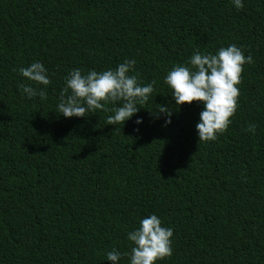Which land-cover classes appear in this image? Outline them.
<instances>
[{
    "label": "trees",
    "instance_id": "16d2710c",
    "mask_svg": "<svg viewBox=\"0 0 264 264\" xmlns=\"http://www.w3.org/2000/svg\"><path fill=\"white\" fill-rule=\"evenodd\" d=\"M242 2L0 0V264H113V249L130 264L127 234L152 214L174 230L156 264H264V0ZM232 44L254 62L228 129L202 142L204 104L176 105L165 77L196 50ZM125 59L155 91L124 124H106L122 102L58 113L73 69ZM37 61L46 87L19 72Z\"/></svg>",
    "mask_w": 264,
    "mask_h": 264
},
{
    "label": "clouds",
    "instance_id": "9594fccd",
    "mask_svg": "<svg viewBox=\"0 0 264 264\" xmlns=\"http://www.w3.org/2000/svg\"><path fill=\"white\" fill-rule=\"evenodd\" d=\"M237 9L244 7L242 0H232ZM251 55L245 56L243 50L235 44L221 47L215 54L202 53L196 50L187 65L177 64L168 72L165 83L172 91L176 105L191 104L199 101L204 104L200 121L196 124L199 141L210 142L224 133L231 123V117L238 108L241 83L245 64L253 63ZM134 59H125L115 69L103 71L90 70L86 75L80 69H73L66 77V86L61 91L58 113L65 117H86L95 110L108 111L105 104L122 102V106L113 109L114 115L107 117L106 124L125 123L139 111L138 105L148 101L155 91V81L141 85L134 73ZM20 74L28 80L45 87L51 83L48 70L37 61L19 69ZM22 92L29 98L39 96L47 98L44 89L37 91L29 85H20ZM70 90V94H69ZM157 112L165 113L171 123V109L161 105ZM137 119L136 123H141ZM247 131L253 134L255 124H249ZM174 230L162 226L161 219L152 214L140 221L139 228L127 234L133 243L130 253V264H156V261L173 254L172 237ZM121 253L115 249L107 253V260L118 264Z\"/></svg>",
    "mask_w": 264,
    "mask_h": 264
}]
</instances>
